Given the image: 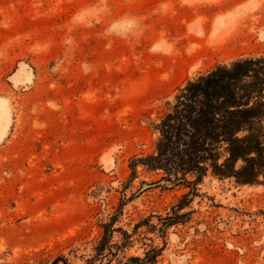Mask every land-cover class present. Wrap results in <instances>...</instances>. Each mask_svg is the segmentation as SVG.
Wrapping results in <instances>:
<instances>
[{"label":"rangeland","instance_id":"374dc122","mask_svg":"<svg viewBox=\"0 0 264 264\" xmlns=\"http://www.w3.org/2000/svg\"><path fill=\"white\" fill-rule=\"evenodd\" d=\"M246 56L264 0H0V264H85L101 222L132 236L108 264H264V182L137 161L180 88Z\"/></svg>","mask_w":264,"mask_h":264},{"label":"trees","instance_id":"16d2710c","mask_svg":"<svg viewBox=\"0 0 264 264\" xmlns=\"http://www.w3.org/2000/svg\"><path fill=\"white\" fill-rule=\"evenodd\" d=\"M160 130L157 151L137 160L148 170L161 168L176 179L180 173L201 178L211 171L219 179H235L237 184L263 183L264 56L219 64L190 80L179 89ZM98 225L104 231L88 242L85 264H108L117 259L132 237L126 233L121 245L113 240L111 223ZM131 261L147 264L155 260L147 256ZM61 263L72 264L63 253L39 264Z\"/></svg>","mask_w":264,"mask_h":264}]
</instances>
